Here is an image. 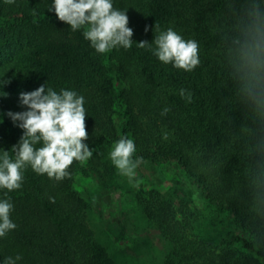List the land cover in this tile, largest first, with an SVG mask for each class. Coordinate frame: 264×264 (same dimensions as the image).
Returning <instances> with one entry per match:
<instances>
[{
	"label": "trees",
	"instance_id": "1",
	"mask_svg": "<svg viewBox=\"0 0 264 264\" xmlns=\"http://www.w3.org/2000/svg\"><path fill=\"white\" fill-rule=\"evenodd\" d=\"M52 2L0 0V54L6 58L0 85L8 91L0 92V155L7 150L15 161L11 147L24 130L7 112L24 110L21 91L43 83L57 93L75 91L85 99L83 142L93 153L126 136L135 144L132 158H142L139 164L179 167L217 218L227 220L228 230L212 238L197 230L204 225L202 210L194 211L192 201L140 189L138 205L171 244L164 264H264V149L257 150L250 134L255 118L234 58L249 11L259 5L264 12V0H111L115 9L127 10L133 42L103 54L84 38L83 28L72 31L48 11ZM168 28L198 43L200 63L193 70L153 54L155 34ZM142 40L151 48H140ZM166 107L170 111L162 115ZM80 164L74 159L70 175L59 181L28 164L21 169V188H0V200L10 197V219L17 225L0 237V264L17 255L15 264H117L97 238L91 205L76 187Z\"/></svg>",
	"mask_w": 264,
	"mask_h": 264
},
{
	"label": "clouds",
	"instance_id": "2",
	"mask_svg": "<svg viewBox=\"0 0 264 264\" xmlns=\"http://www.w3.org/2000/svg\"><path fill=\"white\" fill-rule=\"evenodd\" d=\"M48 11H54L72 31L83 28L84 38L98 53L103 54L117 46L125 49L132 46L134 33L128 27L127 10L115 9L111 0H53ZM145 31H148V26ZM152 42L155 44L153 54L161 62L172 63L186 71L193 70L200 63L198 43L185 41L172 28L155 34ZM138 46L151 48L147 40L139 41ZM234 58L243 98L255 118L256 126L250 134L257 150L264 149V12L259 5H253L248 13L242 35L236 40ZM180 95L185 96L184 89L180 90ZM187 99L190 101L191 97ZM84 103V97L75 91L61 89L57 93L50 87L46 88L45 83L35 90L19 93V105L24 110L8 111L7 116L24 131L11 147L15 161L7 150L0 155V188L9 191L21 188V169L28 164L36 173H46L49 178L59 181L70 175L67 169L74 159L83 162L93 155L92 149L83 142L88 139ZM168 111L170 109L166 107L161 114ZM41 142L43 146L35 148ZM135 150L134 141L121 136L109 153L119 173L128 177L130 182L142 162V158H132ZM12 209L10 197L0 200V237L17 227L10 219ZM19 259V255L15 260L7 257L4 264H15Z\"/></svg>",
	"mask_w": 264,
	"mask_h": 264
},
{
	"label": "rangeland",
	"instance_id": "3",
	"mask_svg": "<svg viewBox=\"0 0 264 264\" xmlns=\"http://www.w3.org/2000/svg\"><path fill=\"white\" fill-rule=\"evenodd\" d=\"M5 61V56L0 54V64ZM111 70L117 86H121L114 63ZM0 92L8 95L2 85ZM114 146L112 143L81 162L75 183L91 205L90 221L97 238L110 250L117 264H164L171 249L170 242L161 237L136 201V193L142 188H158L177 202L192 201L194 211L202 210L200 219L204 225L197 228L201 234L218 239L220 231L228 230L227 220L222 223L217 218L218 212L195 193L179 167L171 163L139 164L130 182L112 163L109 153Z\"/></svg>",
	"mask_w": 264,
	"mask_h": 264
}]
</instances>
